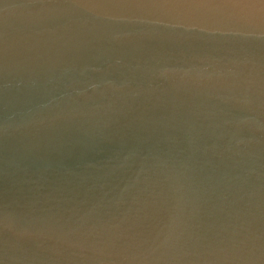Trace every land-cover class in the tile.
Masks as SVG:
<instances>
[{"label":"water","instance_id":"95a60500","mask_svg":"<svg viewBox=\"0 0 264 264\" xmlns=\"http://www.w3.org/2000/svg\"><path fill=\"white\" fill-rule=\"evenodd\" d=\"M0 264H264V0H0Z\"/></svg>","mask_w":264,"mask_h":264}]
</instances>
